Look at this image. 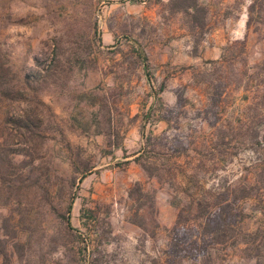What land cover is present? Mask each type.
Listing matches in <instances>:
<instances>
[{"label":"rangeland","instance_id":"rangeland-1","mask_svg":"<svg viewBox=\"0 0 264 264\" xmlns=\"http://www.w3.org/2000/svg\"><path fill=\"white\" fill-rule=\"evenodd\" d=\"M250 2L0 0V264H201L172 250L200 238L215 264H254L192 206L264 169ZM262 212L247 201L234 234Z\"/></svg>","mask_w":264,"mask_h":264},{"label":"trees","instance_id":"trees-1","mask_svg":"<svg viewBox=\"0 0 264 264\" xmlns=\"http://www.w3.org/2000/svg\"><path fill=\"white\" fill-rule=\"evenodd\" d=\"M248 9V21L247 28L251 29L252 26L258 25L264 29V0H250ZM55 63L52 62L47 69V76L54 70ZM147 67V66H145ZM53 76V74L51 75ZM50 76V77H51ZM248 82L243 85L245 95L243 96L244 102L248 104L247 110L250 113H257L261 117V126H264V60L262 63L256 65L252 76ZM158 94L155 97L158 99ZM252 114H248L247 119L250 121ZM263 119V120H262ZM26 127L31 128L30 124H26ZM248 130V134L253 130L252 126L247 125L245 127ZM250 135V134H249ZM264 152V139L257 142ZM144 155H139L135 161L148 172L150 175H154V171H158L155 162L150 160L143 161ZM264 162V158H263ZM188 177L196 178L197 174H186ZM251 175V176H250ZM85 177V176H84ZM160 177V176H158ZM254 200L264 203V169L255 170L249 172L241 182L238 184H230L224 191H208L205 193H199L198 197L192 201L193 209L198 215L207 216L204 220L205 228H208L207 235L211 242L215 245H225L233 243V245L245 246V250L248 251V258L254 264H264V216L262 222H260L255 230H248L246 232H240L234 234L235 228L238 223V217L244 214V205L247 201ZM72 200L69 205V212L73 206ZM183 211H180L178 215V221L174 230H177V226L181 225L183 219ZM264 215V212H262ZM198 220V219H197ZM195 219V221H197ZM199 221V220H198ZM203 221V220H201ZM70 225V222H68ZM202 226V223L199 224ZM200 242L202 238L199 239ZM199 240L193 241L192 248L187 246H181L180 242L172 245V250L179 253L181 258H196L200 259L201 264H215L213 257ZM204 241H206L204 239ZM186 245V244H185ZM174 248V249H173ZM181 254V255H180Z\"/></svg>","mask_w":264,"mask_h":264}]
</instances>
